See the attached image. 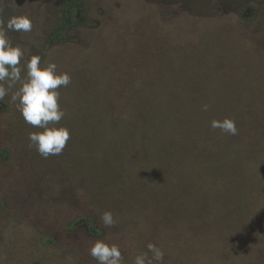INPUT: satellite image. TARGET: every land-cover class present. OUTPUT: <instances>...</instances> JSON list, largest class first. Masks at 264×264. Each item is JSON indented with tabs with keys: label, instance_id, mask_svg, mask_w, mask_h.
Segmentation results:
<instances>
[{
	"label": "rangeland",
	"instance_id": "rangeland-1",
	"mask_svg": "<svg viewBox=\"0 0 264 264\" xmlns=\"http://www.w3.org/2000/svg\"><path fill=\"white\" fill-rule=\"evenodd\" d=\"M84 1L96 27L75 28L68 43L55 47L47 44L62 24L65 0L0 5L4 19L20 14L33 19L32 32L9 33L14 43L71 75L70 85L59 90L66 112L61 125L69 126L80 100L83 53L110 51L117 38L160 31L169 48L203 57L206 83L219 88V120L236 121L238 135L222 132L236 164L226 163L219 174L222 198L206 206V213L173 206L128 209L103 195L94 176L84 179L67 149L44 159L30 148L28 133L38 129L5 97L0 102L6 107L0 151L7 154L0 157V264H96L88 254L96 239L118 243L126 264L146 252L148 243L163 250V264H264V0ZM233 180L235 189L226 186ZM104 211L113 213L115 226H102ZM81 216L93 218L103 236H91L85 227L71 229Z\"/></svg>",
	"mask_w": 264,
	"mask_h": 264
},
{
	"label": "trees",
	"instance_id": "trees-1",
	"mask_svg": "<svg viewBox=\"0 0 264 264\" xmlns=\"http://www.w3.org/2000/svg\"><path fill=\"white\" fill-rule=\"evenodd\" d=\"M79 27H96L85 1L65 0L62 24L47 46L65 45ZM159 32L117 38L113 50L80 56L82 90L65 149L84 179L94 176L113 204L206 213V206L218 205L222 198L219 190L225 186L219 174L226 163H235L226 137L210 127L221 116L219 88L206 83L203 57L169 48L165 33ZM4 111L0 103V116ZM6 156L0 151L1 158ZM226 186L235 189L236 181ZM79 227L95 237L104 233L88 216L70 226Z\"/></svg>",
	"mask_w": 264,
	"mask_h": 264
},
{
	"label": "clouds",
	"instance_id": "clouds-1",
	"mask_svg": "<svg viewBox=\"0 0 264 264\" xmlns=\"http://www.w3.org/2000/svg\"><path fill=\"white\" fill-rule=\"evenodd\" d=\"M3 3L4 0H0V5ZM33 27V19L28 14L12 15L7 19L0 16V102L9 97L24 122L38 129L28 133L29 147L47 159L62 154L71 139L70 130L60 123L66 112L59 102V90L70 85L71 75L59 71L55 62L45 63L42 55L32 54L22 43H14L9 35L30 33ZM208 108V105L203 106L204 111ZM210 127L230 136L238 135L236 121L231 118L214 119ZM100 221L104 228L117 223L111 211H104ZM146 247V252L134 257L133 264H163V250L153 243ZM88 254L96 264H126L121 246L106 239L92 242Z\"/></svg>",
	"mask_w": 264,
	"mask_h": 264
}]
</instances>
